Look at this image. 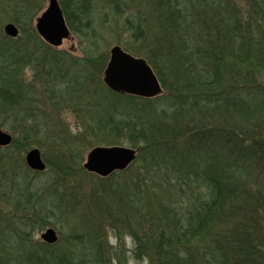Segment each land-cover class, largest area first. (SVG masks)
<instances>
[{
    "label": "trees",
    "instance_id": "trees-1",
    "mask_svg": "<svg viewBox=\"0 0 264 264\" xmlns=\"http://www.w3.org/2000/svg\"><path fill=\"white\" fill-rule=\"evenodd\" d=\"M28 2L0 0V24L27 32L0 29V126L13 135L0 146V199L13 206L0 264H128L107 226L133 237L136 264H264V0H142L162 11L144 56L165 92L146 98L106 85L94 0H60L72 34L88 39L80 58L38 36ZM125 21L138 40L149 35L141 14ZM123 137L138 148L128 169L86 171L89 148ZM32 145L46 170L24 163ZM59 218L57 242L33 238Z\"/></svg>",
    "mask_w": 264,
    "mask_h": 264
},
{
    "label": "water",
    "instance_id": "water-1",
    "mask_svg": "<svg viewBox=\"0 0 264 264\" xmlns=\"http://www.w3.org/2000/svg\"><path fill=\"white\" fill-rule=\"evenodd\" d=\"M35 26L43 40L54 47H59L65 39L72 36L59 0H48L46 8L36 18ZM4 30L10 37H17L20 32L13 22L6 23ZM104 80L112 90L137 96L153 97L161 92V83L147 61L132 55L120 45H114L110 49ZM12 140V134L0 126V146L10 145ZM136 156L137 149L132 147L98 145L88 151L84 167L89 172L108 176L115 171L126 169ZM25 161L32 170L44 171L47 168L38 147L27 151ZM41 237L43 241L53 243L58 235L54 228L49 227Z\"/></svg>",
    "mask_w": 264,
    "mask_h": 264
},
{
    "label": "rangeland",
    "instance_id": "rangeland-1",
    "mask_svg": "<svg viewBox=\"0 0 264 264\" xmlns=\"http://www.w3.org/2000/svg\"><path fill=\"white\" fill-rule=\"evenodd\" d=\"M30 1H31V3L28 2V7H29V10L31 11V14H33L32 25H33L35 31L37 32L36 26H35L36 18L46 8V6L48 4V0H30ZM115 1H118V0H94L95 7H94L93 14H92V19H93V26H95L97 33L100 35V39H101V47H100V50L97 52V54L100 53V54L105 55L104 61H106V63L104 66V71H105L107 64H108V61L110 59V49L114 45H120L126 51L131 53L132 55H134L136 57L143 58L151 66V64L147 60V57L144 56V54H146L144 52H147L146 47H148V45L150 44V42L152 40V38H149V37L153 36L152 27L154 25H157L158 20H156V18L158 15L162 14V11L160 12L153 5H152V8L151 7L148 8V5L143 4L142 0H132L131 3L129 4V7H126L125 5L123 7V8L129 9L128 11H126V12L124 11L123 14H116L115 11L113 10L114 4L116 3ZM13 14L15 15V13H13ZM130 14H141L142 17L148 19V21L146 22V28L149 25V33H148L149 35L147 37L144 35L143 38L138 40L136 37L131 35L130 30L127 28V23L125 21V18L127 17V15H130ZM8 22H14V21L11 19H9V20L5 19L0 24V26H1L0 29L4 34H6V32L4 30V26ZM37 34H38V32H37ZM26 36H27V32H25V31L22 32L20 30L19 35L17 37H10V36H8V37H10V39H12V40H15L19 37H22L24 39V38H26ZM38 36H40V35L38 34ZM40 38L43 40V38L41 36H40ZM43 41L46 44L50 45L45 40H43ZM87 45H88V39L86 37H83L82 35L73 33L71 37L64 40L62 45H60L59 47H54V46H52V47L55 49H59L60 51H65V52L67 51V53L69 54L70 57L75 56V58H78V57L80 58L83 55V49H85ZM152 69H153V67H152ZM32 73H33V69L31 67H28L23 74L24 75L23 77L25 78L26 81L33 80V74ZM113 91H115V90H113ZM115 92H120V91H115ZM164 92H165L164 88L161 85V92L159 94L153 96V97H157L159 95H162ZM120 93H125V92H120ZM125 94H129V93H125ZM131 95H133V94H131ZM61 120L64 121V123L68 126L69 131H71L72 133H76L81 129L80 119L78 118V116H74V113L68 108H65L62 110V119ZM3 129H5V128H3ZM5 130L8 131V129H5ZM9 132L11 133V131H9ZM11 144H12V142H11ZM10 145H8V146H10ZM98 145H102V146L119 145V146L132 147V148L137 149V156H136L135 160L132 162V164L138 158V148L132 146L131 143H129L124 137L122 138L121 142H118L116 144H106L103 142H99V143H96V146H98ZM2 147H7V146H2ZM33 147H38L42 152L41 147L38 145H32L31 147L28 148V150H30ZM28 150L24 151L22 154L25 164H26L25 155H26ZM89 150H90V148L85 153V158L83 160V167H84V162L86 160V155H87ZM132 164H130L126 169H128ZM86 171L88 173H92V172H89L87 169H86ZM71 172L72 171H69V175L72 177ZM73 176L76 178H78V177L80 178V176L78 175V172L76 175H73ZM86 178L88 179L89 177L84 176L85 180H86ZM1 201L2 200L0 199V229L4 230L6 227V224H5V220L7 218L6 213L12 214L9 212H11L13 210V206L3 204ZM76 218H75V221H78V220H76ZM61 223L66 225V222L64 220H62L61 218H59V224H57V225L53 224V225H48L42 229L41 228L35 229L34 234H33V238L35 240L43 241V239L41 237L42 233L47 228L52 227L56 230L57 235H58L57 240H59V237H60L59 227H60ZM62 233L65 235L67 233V230L63 229ZM106 237H107V240H108L110 245H112V246L118 245V246H120V250L123 247H126L127 255H128V264H136L137 263V260L134 257L135 253L133 251L135 248V242H134L133 237L130 234H128V233L123 234L122 233V239H119L118 236L115 234L114 229L111 226H107ZM57 240H56V242H57ZM120 241H122V242L124 241L125 245L124 246L120 245ZM194 245H196V250H197L198 244H194ZM197 254L199 255L198 252H197ZM140 263L141 264H148L147 257L144 256L143 258H141V260L139 261V264Z\"/></svg>",
    "mask_w": 264,
    "mask_h": 264
}]
</instances>
